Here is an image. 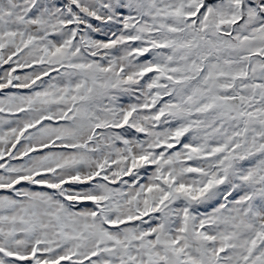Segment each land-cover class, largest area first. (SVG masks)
Segmentation results:
<instances>
[{"label":"snow or ice","instance_id":"obj_1","mask_svg":"<svg viewBox=\"0 0 264 264\" xmlns=\"http://www.w3.org/2000/svg\"><path fill=\"white\" fill-rule=\"evenodd\" d=\"M0 264H264V0H0Z\"/></svg>","mask_w":264,"mask_h":264}]
</instances>
